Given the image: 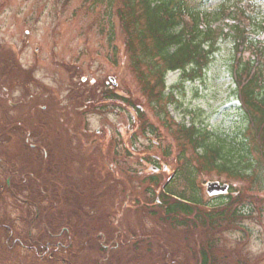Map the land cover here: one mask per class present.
Masks as SVG:
<instances>
[{
    "label": "rangeland",
    "instance_id": "rangeland-1",
    "mask_svg": "<svg viewBox=\"0 0 264 264\" xmlns=\"http://www.w3.org/2000/svg\"><path fill=\"white\" fill-rule=\"evenodd\" d=\"M121 1L125 7V0H0V82L12 88L13 99H19V94H25L26 98L31 88L24 84L29 80L28 76L56 90L66 89L69 81L75 83L71 77L74 74H82L90 80L99 79V83L114 77L123 94L127 92L132 102L144 109V115L138 117L134 146L151 164L159 163L169 169V173L162 172L158 180L164 181L176 172L173 182H170V190H187L182 173L197 168V172H201L197 174V185L202 187L201 199L208 206L219 205L227 200V195L214 199L205 193V183L216 180L229 184L233 189L239 188L237 197L256 201L260 212L254 213L250 219H243L241 226L237 225L236 228L221 227L218 244L222 246L220 253L227 251L228 256L235 257L234 250L239 248L241 254L262 256L260 264H264V169L255 167L250 177L239 178H231L226 174L218 176L215 171H199L196 151L188 144L185 132L177 125H195L198 129L206 130L210 133L211 142H216L217 135L232 136L246 128L247 122L235 97V86L229 72L232 55L230 41H219V49L201 77L192 80L182 77L180 71L167 73L164 94L172 102L151 104L149 101L157 99L158 91H146L148 86L139 78L128 50V41L131 39L135 47L139 45L134 32L142 27V21H136L134 17L135 29L130 23V29L127 30L125 21L117 14L122 6ZM186 1L192 8L210 12L226 0ZM256 5L255 17L264 24V1L257 0ZM140 70L147 74L144 65ZM154 84V80H148L149 88ZM34 113L28 111L26 117L22 113L23 118L20 120L35 121ZM130 115L127 113L128 119ZM126 120L123 113L113 110L102 115L93 114L90 122L93 128L102 129L106 126L111 129L113 136H117L116 125H124ZM254 154L255 158L264 160L260 153ZM127 167L141 169L137 161L130 159ZM143 171L144 178L152 174L146 166ZM127 184L135 188L138 183L128 178ZM143 198L148 200L150 197L144 194ZM154 208L160 212L155 205ZM150 218L145 212L137 214L130 211L126 218L127 226L133 225L134 230L141 229L158 235L156 242L161 245L160 248L172 250L179 263L190 264L194 254L192 237L197 238L200 233L180 225L170 226L158 214ZM221 229L224 230L221 232ZM0 264L6 263L0 261Z\"/></svg>",
    "mask_w": 264,
    "mask_h": 264
},
{
    "label": "flooded vegetation",
    "instance_id": "flooded-vegetation-1",
    "mask_svg": "<svg viewBox=\"0 0 264 264\" xmlns=\"http://www.w3.org/2000/svg\"><path fill=\"white\" fill-rule=\"evenodd\" d=\"M71 77L75 83L69 81L59 91L28 76L24 84L31 88L19 99L0 82V261L30 264L31 249H48L51 239L60 250L66 240L82 241V252L93 259L104 256L106 264L133 258L136 264H178L172 250L157 244L158 235L127 226L130 211L160 218L168 202L157 178L169 169L151 164L134 146L137 113L130 112L128 119L126 101L106 99L109 91L125 98L108 79L99 83L82 74ZM31 110L35 121L20 120ZM113 110L127 119L116 125L117 136L106 126L92 127L93 114ZM128 159L141 169L128 168ZM144 166L152 172L145 178ZM152 175H157L155 183ZM128 178L138 183L135 188ZM233 254L235 263L260 264L263 259L241 254L239 248Z\"/></svg>",
    "mask_w": 264,
    "mask_h": 264
},
{
    "label": "trees",
    "instance_id": "trees-1",
    "mask_svg": "<svg viewBox=\"0 0 264 264\" xmlns=\"http://www.w3.org/2000/svg\"><path fill=\"white\" fill-rule=\"evenodd\" d=\"M256 2L226 0L217 9L204 12L192 8L186 0H125V7L121 1L122 6L117 10L127 30L130 23L135 29L136 21H142V27L134 32L140 47H135L131 39L128 50L139 78L148 86L145 90L158 91L157 99L149 101L151 104L172 102L164 94L167 73L180 71L182 77L192 80L201 77L218 51L219 41H230L232 55L229 72L235 86V97L247 122L246 128L232 136L217 135L216 142H211L210 133L206 130L198 129L195 125L187 127L177 124L185 132L188 144L196 151L199 171L204 173L215 171L218 176L226 174L239 178L250 177L255 167L264 169V160L260 161L254 154L264 156V24L255 17ZM142 65L145 66L146 75L140 70ZM150 79L155 83L152 88L148 85ZM127 95L124 98L109 91L106 99L124 100L128 108L142 116L139 105ZM135 124H138V120ZM197 171V168H193L182 173L188 189L180 192L170 190L171 183L158 181L161 193L166 195L164 200H168L165 209L159 212L160 218L170 226L180 225L200 233L199 237H192L194 254L190 264H232L235 257L228 256L227 251L220 253V228H236L243 219L252 218L260 209L256 201L237 197L239 188L233 189L234 195H228L225 202L208 206L201 199L202 188L197 185V174L201 172ZM156 178L157 175H152L151 182L155 183ZM47 241L48 249H41L40 246L31 249L33 258L30 264H86L92 260L96 264H106L104 256L93 259L94 256L82 252L85 249L82 241L66 240V247L61 250L53 245L55 241ZM42 242L45 244V241ZM132 260L125 264H136L135 258Z\"/></svg>",
    "mask_w": 264,
    "mask_h": 264
},
{
    "label": "water",
    "instance_id": "water-1",
    "mask_svg": "<svg viewBox=\"0 0 264 264\" xmlns=\"http://www.w3.org/2000/svg\"><path fill=\"white\" fill-rule=\"evenodd\" d=\"M111 80L114 81L113 78ZM228 185H221L218 182H208L206 185V190L210 195L224 194L227 192Z\"/></svg>",
    "mask_w": 264,
    "mask_h": 264
}]
</instances>
